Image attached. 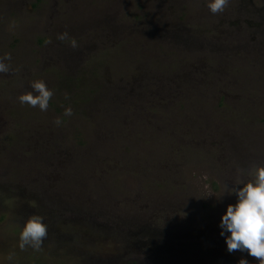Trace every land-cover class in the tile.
Segmentation results:
<instances>
[{
	"label": "rangeland",
	"instance_id": "obj_1",
	"mask_svg": "<svg viewBox=\"0 0 264 264\" xmlns=\"http://www.w3.org/2000/svg\"><path fill=\"white\" fill-rule=\"evenodd\" d=\"M5 55L0 264H258L219 223L264 165V0H0Z\"/></svg>",
	"mask_w": 264,
	"mask_h": 264
},
{
	"label": "clouds",
	"instance_id": "obj_2",
	"mask_svg": "<svg viewBox=\"0 0 264 264\" xmlns=\"http://www.w3.org/2000/svg\"><path fill=\"white\" fill-rule=\"evenodd\" d=\"M229 3V0H207V7L212 14L221 13ZM60 40L67 38V33L60 34ZM75 46V41H72ZM11 56L5 55L0 58V73L9 71ZM32 91L21 94L18 100L21 104H28L31 107H38L40 111H47L49 101L53 92L46 84L37 80L31 84ZM73 115L72 108L66 107L64 117ZM57 126L63 124L61 118L55 120ZM247 180L239 181V186L231 189L235 194L236 203L229 204L222 214L219 228L220 235L224 237L227 251H240L251 257L258 258V264H264V165H258L247 170ZM227 187V186H225ZM47 237V225L44 218L39 215H31L24 222L19 233V248L21 251L31 248L40 251ZM7 259L11 261L12 257ZM238 264H249L243 257Z\"/></svg>",
	"mask_w": 264,
	"mask_h": 264
}]
</instances>
